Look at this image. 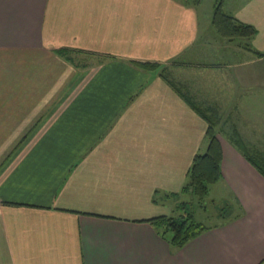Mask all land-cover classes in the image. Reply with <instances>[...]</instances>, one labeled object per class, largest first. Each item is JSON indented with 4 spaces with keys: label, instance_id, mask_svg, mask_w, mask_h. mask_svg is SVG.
Here are the masks:
<instances>
[{
    "label": "crops",
    "instance_id": "0c3cea01",
    "mask_svg": "<svg viewBox=\"0 0 264 264\" xmlns=\"http://www.w3.org/2000/svg\"><path fill=\"white\" fill-rule=\"evenodd\" d=\"M202 3L0 0V264H264V176L233 138L264 154V56L217 37ZM224 7L264 50V0ZM178 58L168 76L223 119L225 201L182 247L148 220L173 215L206 123L133 62Z\"/></svg>",
    "mask_w": 264,
    "mask_h": 264
},
{
    "label": "trees",
    "instance_id": "16d2710c",
    "mask_svg": "<svg viewBox=\"0 0 264 264\" xmlns=\"http://www.w3.org/2000/svg\"><path fill=\"white\" fill-rule=\"evenodd\" d=\"M225 0H215L211 17V27L222 39L244 40L245 47L256 56H264V51H257L250 47V40L257 34V29L247 23L237 20L223 10ZM62 54H67L68 48L58 50ZM134 64L144 70H156L160 68V75L165 81L184 99V101L198 114L206 123L205 141L207 148L204 153H197L187 172V183L182 189V193H191L200 200L204 199L210 190V186L218 182L222 177V148L217 137L218 128L222 124L221 116L217 108L213 106L202 107L195 100L182 90V86L172 80L164 68L157 62L133 61ZM164 70V71H163ZM235 131V130H234ZM239 149L246 159L264 176V154L259 151L249 150L245 144L237 137H234ZM187 207L186 201L180 203ZM225 205L222 207L224 209ZM223 214V212H221ZM157 232L167 237L170 244L175 247H182L190 239L200 235L210 226L195 219L194 212L183 210L179 215H161L148 220Z\"/></svg>",
    "mask_w": 264,
    "mask_h": 264
},
{
    "label": "rangeland",
    "instance_id": "374dc122",
    "mask_svg": "<svg viewBox=\"0 0 264 264\" xmlns=\"http://www.w3.org/2000/svg\"><path fill=\"white\" fill-rule=\"evenodd\" d=\"M200 1V0H199ZM211 0H203V3H202V8L206 7V5H208V3H210ZM213 8H214V5H215V0H213ZM223 10L233 16L232 14L228 13L224 7V4H223ZM212 13H213V10H212ZM235 17V16H233ZM236 18V17H235ZM237 19V18H236ZM238 20V19H237ZM240 21V20H239ZM213 31V29H212ZM214 34L217 35L216 32L213 31ZM217 37H219L217 35ZM220 38V37H219ZM254 38V37H253ZM222 39V38H220ZM224 40L229 47L233 48V50H235V48L237 49H242V50H246V51H250L248 50L245 45H247V43H245L244 40H240V39H234V40H227V39H222ZM252 39L250 40L249 44L251 45L250 47L253 48L252 46ZM207 46V45H206ZM218 47V46H217ZM255 49V48H253ZM257 51H264V50H258V49H255ZM251 52V51H250ZM253 53V52H252ZM254 54V53H253ZM255 55V54H254ZM256 56V55H255ZM211 59H209V62L211 63L210 61ZM180 59H174V60H171L169 62V65L168 67L163 65L162 63H159L160 66H163L164 68V72L166 73L167 71H169V66L170 67H173V68H176L180 65H177V62H179ZM220 63H216V65L214 67H212V69H218L220 70L221 68H223L222 66H219ZM167 74H169L167 72ZM212 74V73H211ZM213 77V76H211ZM217 85V84H216ZM209 105H206V104H202V107H208ZM222 119V117H221ZM222 122H223V119H222ZM222 125V124H221ZM220 125V127H221ZM219 127V128H220ZM218 128V130H219ZM218 134V132H217ZM213 194V193H212ZM208 194L204 199L200 200L199 198H197L196 196H194L193 194L191 193H183L180 198H179V202L174 204L176 206V208L170 203L168 204L170 209L173 210L172 211V214L173 215H179L182 213L183 210H188V211H193L194 212V216H195V219L199 222H202L203 224L207 225V226H212L216 223H219L221 222L220 220V215L219 213L221 212L222 210V207L224 206V203L225 201H223L224 199H220L218 197V199L214 200V194ZM181 201H186L187 202V207H183L180 203ZM221 214V213H220Z\"/></svg>",
    "mask_w": 264,
    "mask_h": 264
}]
</instances>
